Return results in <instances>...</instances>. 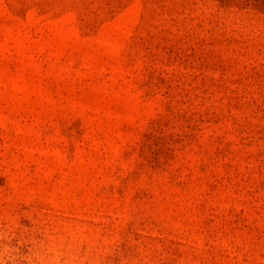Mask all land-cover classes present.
Wrapping results in <instances>:
<instances>
[{
    "label": "rangeland",
    "instance_id": "obj_1",
    "mask_svg": "<svg viewBox=\"0 0 264 264\" xmlns=\"http://www.w3.org/2000/svg\"><path fill=\"white\" fill-rule=\"evenodd\" d=\"M3 264H264V0H0Z\"/></svg>",
    "mask_w": 264,
    "mask_h": 264
},
{
    "label": "clouds",
    "instance_id": "obj_2",
    "mask_svg": "<svg viewBox=\"0 0 264 264\" xmlns=\"http://www.w3.org/2000/svg\"><path fill=\"white\" fill-rule=\"evenodd\" d=\"M0 264H3V261L2 260H0Z\"/></svg>",
    "mask_w": 264,
    "mask_h": 264
}]
</instances>
